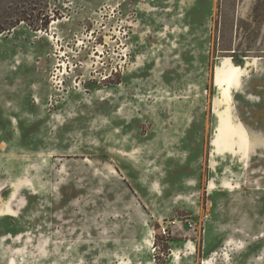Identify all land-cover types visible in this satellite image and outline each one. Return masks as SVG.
I'll return each mask as SVG.
<instances>
[{
  "label": "rangeland",
  "instance_id": "1",
  "mask_svg": "<svg viewBox=\"0 0 264 264\" xmlns=\"http://www.w3.org/2000/svg\"><path fill=\"white\" fill-rule=\"evenodd\" d=\"M0 15V264H264V0Z\"/></svg>",
  "mask_w": 264,
  "mask_h": 264
},
{
  "label": "trees",
  "instance_id": "2",
  "mask_svg": "<svg viewBox=\"0 0 264 264\" xmlns=\"http://www.w3.org/2000/svg\"><path fill=\"white\" fill-rule=\"evenodd\" d=\"M1 18V15H0ZM6 31H9V29L6 28V26L0 21V35L5 33Z\"/></svg>",
  "mask_w": 264,
  "mask_h": 264
},
{
  "label": "built area",
  "instance_id": "3",
  "mask_svg": "<svg viewBox=\"0 0 264 264\" xmlns=\"http://www.w3.org/2000/svg\"><path fill=\"white\" fill-rule=\"evenodd\" d=\"M163 234L164 235H167L168 234V231L166 230V228H163Z\"/></svg>",
  "mask_w": 264,
  "mask_h": 264
}]
</instances>
